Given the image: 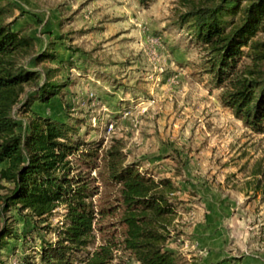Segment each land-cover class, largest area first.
<instances>
[{
  "label": "rangeland",
  "instance_id": "obj_1",
  "mask_svg": "<svg viewBox=\"0 0 264 264\" xmlns=\"http://www.w3.org/2000/svg\"><path fill=\"white\" fill-rule=\"evenodd\" d=\"M15 1L26 10L17 24L40 49L52 32L57 57L72 59L56 73L70 80L65 100L72 121L86 122L80 135L105 147L119 140L127 162L172 179L178 201L166 245L179 264H264V131L225 106L207 52L176 23L182 0ZM35 108L64 116L58 98ZM63 211L49 219L54 226ZM39 243L35 233L11 239L0 264H35ZM111 264L138 263L123 255Z\"/></svg>",
  "mask_w": 264,
  "mask_h": 264
},
{
  "label": "trees",
  "instance_id": "obj_2",
  "mask_svg": "<svg viewBox=\"0 0 264 264\" xmlns=\"http://www.w3.org/2000/svg\"><path fill=\"white\" fill-rule=\"evenodd\" d=\"M182 5L176 23L188 25L207 52V71L221 86L225 106L264 131V39L258 37L264 0ZM25 13L15 0H0V249L35 233V264H111L123 255L138 264H179L166 245L178 201L172 179H155L127 162L119 140L105 147L103 139L80 135L86 122L72 121L65 100L70 80L56 73L72 59L57 57L52 32L54 39L40 49L38 37L17 24ZM53 59L56 68L44 64ZM55 98L64 116L36 110ZM17 111L27 115L25 123ZM59 208L64 211L54 226L49 219ZM20 218L32 226L19 230Z\"/></svg>",
  "mask_w": 264,
  "mask_h": 264
}]
</instances>
